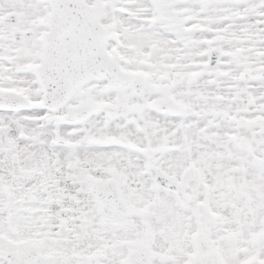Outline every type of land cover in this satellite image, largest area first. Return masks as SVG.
Listing matches in <instances>:
<instances>
[{
	"label": "snow or ice",
	"instance_id": "obj_1",
	"mask_svg": "<svg viewBox=\"0 0 264 264\" xmlns=\"http://www.w3.org/2000/svg\"><path fill=\"white\" fill-rule=\"evenodd\" d=\"M0 264H264V0H0Z\"/></svg>",
	"mask_w": 264,
	"mask_h": 264
}]
</instances>
